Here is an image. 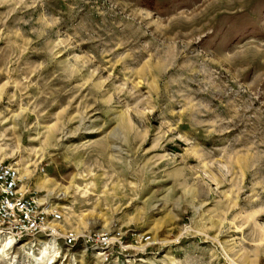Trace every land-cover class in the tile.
I'll list each match as a JSON object with an SVG mask.
<instances>
[{
  "label": "rangeland",
  "instance_id": "1",
  "mask_svg": "<svg viewBox=\"0 0 264 264\" xmlns=\"http://www.w3.org/2000/svg\"><path fill=\"white\" fill-rule=\"evenodd\" d=\"M0 158V264H264V0H0Z\"/></svg>",
  "mask_w": 264,
  "mask_h": 264
},
{
  "label": "built area",
  "instance_id": "2",
  "mask_svg": "<svg viewBox=\"0 0 264 264\" xmlns=\"http://www.w3.org/2000/svg\"><path fill=\"white\" fill-rule=\"evenodd\" d=\"M19 186L12 167L0 158V239L10 243L46 232V211Z\"/></svg>",
  "mask_w": 264,
  "mask_h": 264
},
{
  "label": "bare ground",
  "instance_id": "3",
  "mask_svg": "<svg viewBox=\"0 0 264 264\" xmlns=\"http://www.w3.org/2000/svg\"><path fill=\"white\" fill-rule=\"evenodd\" d=\"M0 252H1L2 254H5L6 256L8 255V254H6V252H5L3 249H1ZM8 257H10V255H9Z\"/></svg>",
  "mask_w": 264,
  "mask_h": 264
}]
</instances>
